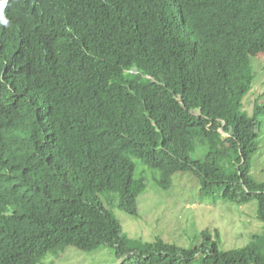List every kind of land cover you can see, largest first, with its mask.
I'll return each mask as SVG.
<instances>
[{
    "label": "trees",
    "instance_id": "trees-1",
    "mask_svg": "<svg viewBox=\"0 0 264 264\" xmlns=\"http://www.w3.org/2000/svg\"><path fill=\"white\" fill-rule=\"evenodd\" d=\"M0 15V264L102 246L120 264H264V182L251 174L264 104L242 105L264 0L6 1ZM197 141L208 151L194 160ZM140 162L163 189L188 172L203 199L256 204L263 229L231 250L209 229L189 248L129 238L101 196L138 217Z\"/></svg>",
    "mask_w": 264,
    "mask_h": 264
},
{
    "label": "rangeland",
    "instance_id": "rangeland-1",
    "mask_svg": "<svg viewBox=\"0 0 264 264\" xmlns=\"http://www.w3.org/2000/svg\"><path fill=\"white\" fill-rule=\"evenodd\" d=\"M264 104V52L251 59L250 90L243 99L244 107L253 113L256 102ZM260 142L264 141V113L259 118ZM205 149L198 145L192 154L194 160L201 159ZM138 172L146 170L148 187L139 198V216L132 217L118 208V198L108 202L104 194L101 200L104 206L120 221L123 233L132 239L153 242L161 239L166 243L189 248L201 245L200 235L209 229L212 239L219 233L221 250H231L246 246L252 233L263 229L257 219V205L239 206L225 201L221 193H215L210 199L201 201V185L190 173H178L173 176V185L169 191L159 189L151 180L157 176L153 170L137 167ZM252 176L264 182V142L254 157ZM203 199V198H202ZM204 200V199H203ZM253 236V235H252ZM113 249L103 246L92 252L74 247L48 254L41 264H120Z\"/></svg>",
    "mask_w": 264,
    "mask_h": 264
},
{
    "label": "clouds",
    "instance_id": "clouds-1",
    "mask_svg": "<svg viewBox=\"0 0 264 264\" xmlns=\"http://www.w3.org/2000/svg\"><path fill=\"white\" fill-rule=\"evenodd\" d=\"M6 1L7 2H9V3H11L12 5L14 4V3H20V2H22V1H25V0H0V12H2V10H3V8L5 7V5H6ZM0 23H3V24H7L8 23V21H7V19L3 16V15H0ZM131 74H135V72L134 71H131L130 72ZM246 96V95H245ZM244 96V97H245ZM244 99V98H243ZM242 105H243V111H245V112H247L246 111V108L244 107V104H243V100H242ZM254 111H255V106H254V110H253V113H254ZM248 113V112H247ZM252 113V114H253ZM248 114H250V113H248ZM252 114H250V115H252ZM219 132L221 133V135L223 136V137H227V134L224 132V130L223 129H220L219 130ZM198 145H200L202 148H204L205 149V154L207 153V151H208V147H207V144H205V143H203V142H201V141H197V143H196V150H197V147H198ZM196 150H195V152H196ZM194 152V153H195ZM193 153V154H194ZM204 154V155H205ZM136 162H137V159L135 160ZM138 164V163H137ZM138 167H145V165H143L141 162L139 163V165H138ZM153 173L157 176L156 178H158L159 177V170H153ZM178 173H182V172H178ZM178 173H175V174H178ZM184 173H188V172H184ZM174 174V175H175ZM251 174H252V171H251ZM173 175V176H174ZM192 175V174H191ZM173 176H172V185H173ZM193 176V175H192ZM195 177V176H194ZM196 178V177H195ZM2 179V178H1ZM151 180L155 183V185L159 188V189H162V190H165V191H169L170 189H163V188H161V187H159L157 184H156V182H155V179H153L152 177H151ZM4 181V180H3ZM6 184L7 185H9L10 187H11V185L8 183V182H6ZM26 185H23L22 187H20L19 189H21V188H23V187H25ZM147 187H148V181H147V178H146V190H147ZM172 187V186H171ZM146 190L143 192V193H141V194H139V196L137 197V200H136V202H137V207H138V210H139V198L146 192ZM115 197L113 196V195H109L108 197H107V200H110V202H112L113 201V199H114ZM200 199H201V201H205L206 199H202L201 197H200ZM119 203V202H118ZM119 208V207H118ZM140 213V212H139ZM208 230V229H207ZM205 231V230H204ZM174 245H176V244H174ZM178 246V245H177ZM103 247V246H102ZM179 247H181V246H179ZM75 248V247H74ZM101 248V247H100ZM100 248H98V249H100ZM182 248H184V247H182ZM78 249V248H77ZM98 249H96V250H98ZM80 250V249H79ZM83 251V250H82ZM95 251V250H94ZM49 254H51V253H49ZM48 255V254H47ZM46 255V256H47ZM45 256V257H46ZM45 257H43L42 259H40L39 260V262L37 263V264H41L42 263V261L45 259Z\"/></svg>",
    "mask_w": 264,
    "mask_h": 264
},
{
    "label": "bare ground",
    "instance_id": "bare-ground-1",
    "mask_svg": "<svg viewBox=\"0 0 264 264\" xmlns=\"http://www.w3.org/2000/svg\"><path fill=\"white\" fill-rule=\"evenodd\" d=\"M47 26H49V24H41V25H39V27H38L37 29H42V28H45V27H47ZM190 32H193V30L190 31ZM134 72L137 73L136 71H134ZM146 79H150V77H146ZM151 81H153V79H152ZM190 114H191L192 116H194V117H197V116L200 115V112H199L198 110H191V111H190Z\"/></svg>",
    "mask_w": 264,
    "mask_h": 264
}]
</instances>
